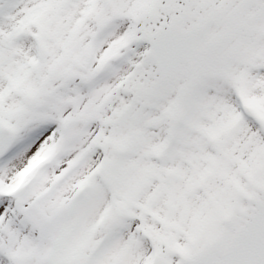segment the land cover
<instances>
[{
	"label": "snow or ice",
	"instance_id": "snow-or-ice-1",
	"mask_svg": "<svg viewBox=\"0 0 264 264\" xmlns=\"http://www.w3.org/2000/svg\"><path fill=\"white\" fill-rule=\"evenodd\" d=\"M0 264H264V0H0Z\"/></svg>",
	"mask_w": 264,
	"mask_h": 264
}]
</instances>
